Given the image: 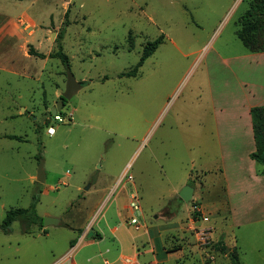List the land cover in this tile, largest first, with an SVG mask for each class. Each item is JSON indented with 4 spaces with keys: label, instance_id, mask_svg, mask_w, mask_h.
<instances>
[{
    "label": "rangeland",
    "instance_id": "rangeland-1",
    "mask_svg": "<svg viewBox=\"0 0 264 264\" xmlns=\"http://www.w3.org/2000/svg\"><path fill=\"white\" fill-rule=\"evenodd\" d=\"M243 1L0 0V24L17 18L16 27L28 34L38 29L23 15L32 14L50 45L45 61L0 50V222L34 198L39 217L59 221L46 235L23 234L19 222L8 235L0 231V264H47L69 250L84 227L118 226L116 208L130 212L123 210L127 201L113 202L125 172L132 177L126 185L140 190L148 225L164 223L152 222L154 213L173 206L183 229L162 241L182 251V264H233V255L240 264H264V206L240 225L232 215L218 220L217 232L224 233L218 240L216 231L198 225L199 204L176 198L190 175L200 173L209 176L206 198L220 196L229 180L210 174L217 172L218 147H242L248 139L232 127L226 128L232 134L219 135L214 126V113L232 105L227 98L221 107L222 91L235 93L242 80L252 91L257 82L238 72L240 64L254 65L236 37L247 10ZM159 37L138 74L121 78ZM59 45L69 68L48 58ZM68 72L82 89L61 108L59 122L50 109L65 91ZM257 84L264 86V79ZM37 157L44 183L36 181Z\"/></svg>",
    "mask_w": 264,
    "mask_h": 264
},
{
    "label": "crops",
    "instance_id": "crops-1",
    "mask_svg": "<svg viewBox=\"0 0 264 264\" xmlns=\"http://www.w3.org/2000/svg\"><path fill=\"white\" fill-rule=\"evenodd\" d=\"M23 15H26L38 29L27 34L23 28L16 27L17 18L7 17L6 21L0 24V50L10 51L13 56L19 54L24 60L29 61L35 58L28 54L31 47L35 52L45 55L46 58L43 59L45 61L50 49V45L44 44L45 31L32 14L29 15L26 12ZM244 58L254 65L240 64L238 72L252 75L257 80L253 84V90L249 91V84L242 80L238 83V87L235 86V93L228 94L222 91L221 97L217 99L221 107L229 105L227 98L232 100V105L229 108H220L217 113H214V126L217 134L234 133L239 136V134L245 133L246 137L248 136L245 143L242 141V147H218L220 155L217 160V168H215L217 172L210 174L218 176L219 179L224 176L225 180L229 181H227L225 189L218 191L220 196L209 201L205 194L211 192L212 189L204 184L209 176L206 173H200L192 177L191 174L189 179V182L194 179L193 186H191L193 188L192 202L199 204L201 212L200 220L197 223L203 229H211L214 232H217L216 222L218 220H223L226 223L232 215L233 224L240 225L241 221H248L250 219L248 217H252L264 206V167L261 165L258 167L257 163L250 158L252 153L264 145V86L257 84L260 79H264V66L259 65L264 61V53H250ZM236 75H238L237 71ZM207 125L209 128V124ZM227 127H232V133L226 130ZM222 129L224 130L222 131ZM134 192L140 197L137 185H125L121 187L113 202L118 205L117 201H127L129 204L131 194ZM176 198L179 199L178 194ZM127 208V205L123 206V210L128 211ZM117 209L116 217L120 221L118 226L114 225L109 228L106 223L105 228L100 226L84 227L78 231V235L86 232V238L77 245L73 244L76 240H72L69 250H65L59 259L51 260L47 264H105V262L107 264H122L125 259H129L131 264H177V262L182 264L179 260L182 258V251L169 250L162 241L164 234L183 229L181 222L175 220L177 214L174 213L173 206L168 205L160 212L154 213L152 222L164 221V223L158 224L148 225L141 211L139 215L141 227L138 231L128 223L127 217H131L132 213L119 212ZM107 211L109 209H106L104 213ZM104 213L102 214L103 218ZM122 220L123 222H121ZM195 225L192 220L187 222V226L190 228ZM88 227L89 229H87ZM43 231L40 232L46 235V229ZM140 231H143L141 235L134 233ZM90 233L93 235L88 239ZM223 234L218 231L217 239L219 240Z\"/></svg>",
    "mask_w": 264,
    "mask_h": 264
},
{
    "label": "trees",
    "instance_id": "trees-1",
    "mask_svg": "<svg viewBox=\"0 0 264 264\" xmlns=\"http://www.w3.org/2000/svg\"><path fill=\"white\" fill-rule=\"evenodd\" d=\"M21 2L23 0H16ZM247 3V10L240 17L237 22L236 37L241 42L243 47L252 54L264 53V0H244ZM243 1V2H244ZM163 38L159 37L155 41L148 43L139 58L136 66L129 72L120 74V77H135L138 74L139 68L143 65L144 61L148 59L162 43ZM28 54L38 59H45L46 56L35 52L31 47ZM50 59H58L63 66L69 68L68 58L61 51L59 45V51L50 54ZM62 100V98H60ZM63 107L66 101L63 100ZM51 115V114H50ZM59 116V113L57 115ZM250 158L257 164L264 167V145L261 146L256 152L250 155ZM39 161V157H37ZM190 186H193V181L189 182ZM37 200L34 198L33 202L26 209H11L9 210L2 222H0V231L6 235L11 233V227L14 222H19L21 232L23 234L32 235L33 230L43 231V219L37 215L36 212ZM75 241L73 242V244ZM233 264H240L236 256H232Z\"/></svg>",
    "mask_w": 264,
    "mask_h": 264
},
{
    "label": "water",
    "instance_id": "water-1",
    "mask_svg": "<svg viewBox=\"0 0 264 264\" xmlns=\"http://www.w3.org/2000/svg\"><path fill=\"white\" fill-rule=\"evenodd\" d=\"M82 89V85L78 83L73 75L68 72L67 73V78H66V86H65V91L61 95L62 100L56 103L55 107L50 109V114L55 117L60 111L61 108L63 107L64 101H69L74 97L80 90ZM36 181L38 183H44L45 182V175L43 171V162L39 161L38 164V170H37V175H36ZM178 197L181 201H183L185 204H188L193 197V188L189 185L184 186L180 192L178 193ZM59 221L55 219H51L48 217L43 218V229H46L48 226L51 225H58ZM92 233L89 234L88 239L92 238Z\"/></svg>",
    "mask_w": 264,
    "mask_h": 264
},
{
    "label": "built area",
    "instance_id": "built-area-1",
    "mask_svg": "<svg viewBox=\"0 0 264 264\" xmlns=\"http://www.w3.org/2000/svg\"><path fill=\"white\" fill-rule=\"evenodd\" d=\"M54 120L60 122L61 118L56 115L54 117ZM52 133H53V130L51 129V134ZM131 182H132V177L127 172H125L121 176V178H120V180L118 182V186H122L123 187L127 183H131ZM128 209L132 213V216L129 217V219H128L129 225L133 226L136 231L140 230L141 226L139 224V215L141 213V207H140V198H139V196L137 195L136 192L131 194L130 201H129V204H128ZM196 211L200 212V209L196 208ZM134 213H138V216H135ZM85 238H86V232L81 234V235H79V237L76 239V242H75L74 245L80 244ZM105 264H107V262H105ZM122 264H131V261L129 259H125Z\"/></svg>",
    "mask_w": 264,
    "mask_h": 264
}]
</instances>
